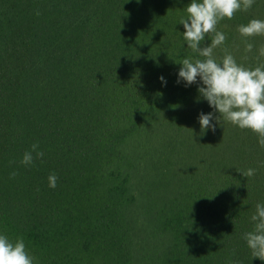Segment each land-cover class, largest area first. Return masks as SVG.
Wrapping results in <instances>:
<instances>
[{
  "label": "trees",
  "instance_id": "16d2710c",
  "mask_svg": "<svg viewBox=\"0 0 264 264\" xmlns=\"http://www.w3.org/2000/svg\"><path fill=\"white\" fill-rule=\"evenodd\" d=\"M188 3L0 0V231L35 264H264L241 239L264 147L227 121L201 135L211 109L176 83ZM251 19L264 0L217 25L245 67L264 63V35L238 32ZM33 143L43 157L22 165Z\"/></svg>",
  "mask_w": 264,
  "mask_h": 264
},
{
  "label": "clouds",
  "instance_id": "9594fccd",
  "mask_svg": "<svg viewBox=\"0 0 264 264\" xmlns=\"http://www.w3.org/2000/svg\"><path fill=\"white\" fill-rule=\"evenodd\" d=\"M255 3L256 0H189L183 8L185 15L181 16L178 23L183 27V32L179 33L184 44L194 55L181 59L176 83H183L185 87L197 84L196 102L203 99L211 109L207 113L201 111L197 114L201 135L208 131L214 132L217 124L227 121L240 129L250 130L257 136L258 145L264 147V63L255 67L238 63L232 53L223 47L226 33L217 29L221 20H230L236 12L246 11ZM238 32L245 38L264 35V20L251 19L246 24H240ZM209 33L212 38L203 45ZM253 47L251 42H245L246 52H251ZM217 48H223L224 54L219 58L215 54ZM257 52L264 56V46L259 47ZM157 79L162 86L167 85L164 76ZM38 149L39 145L33 143L23 153L20 163L30 166L34 159L43 157V152ZM254 172V169L249 168L245 175L252 176ZM11 175L14 176L15 172ZM57 179L55 173H50L47 177L48 187L56 188ZM249 222L252 228L243 232L241 239L253 258L262 260L264 202L256 203ZM0 264H35V258L27 250L22 237L12 240L0 231Z\"/></svg>",
  "mask_w": 264,
  "mask_h": 264
}]
</instances>
